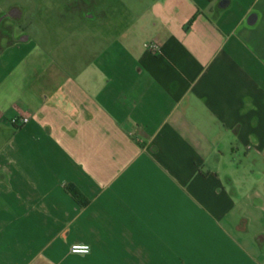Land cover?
I'll return each instance as SVG.
<instances>
[{
  "label": "crops",
  "instance_id": "obj_1",
  "mask_svg": "<svg viewBox=\"0 0 264 264\" xmlns=\"http://www.w3.org/2000/svg\"><path fill=\"white\" fill-rule=\"evenodd\" d=\"M120 8L81 63L0 45V264H264V0Z\"/></svg>",
  "mask_w": 264,
  "mask_h": 264
},
{
  "label": "rangeland",
  "instance_id": "obj_2",
  "mask_svg": "<svg viewBox=\"0 0 264 264\" xmlns=\"http://www.w3.org/2000/svg\"><path fill=\"white\" fill-rule=\"evenodd\" d=\"M83 1L0 0V14L11 6H17L22 11L17 21L5 18L2 24L12 28L13 39L27 35L30 37L31 46L53 50L56 54L54 58L58 62H63L62 60L69 57L81 63L82 59L87 58V55L91 56L101 44L99 35L105 30H110L102 24L103 13L107 17L119 14L122 2L125 8L130 9L127 14L129 21L138 12H144L153 0H118L117 4L111 0H87L86 3ZM127 25L130 30L135 29L138 40L147 32L142 24ZM5 42V39L1 38L0 45Z\"/></svg>",
  "mask_w": 264,
  "mask_h": 264
},
{
  "label": "flooded vegetation",
  "instance_id": "obj_3",
  "mask_svg": "<svg viewBox=\"0 0 264 264\" xmlns=\"http://www.w3.org/2000/svg\"><path fill=\"white\" fill-rule=\"evenodd\" d=\"M86 1L87 0L83 2L86 3ZM19 10L20 9L17 6H11L8 10H6V12H4L3 14H0V40L1 38H4L6 42H11L13 40L12 28L2 23L5 18L10 19L12 21H17L19 16L16 11H19Z\"/></svg>",
  "mask_w": 264,
  "mask_h": 264
},
{
  "label": "built area",
  "instance_id": "obj_4",
  "mask_svg": "<svg viewBox=\"0 0 264 264\" xmlns=\"http://www.w3.org/2000/svg\"><path fill=\"white\" fill-rule=\"evenodd\" d=\"M145 46L150 50H156L158 45L155 41H150L145 44ZM27 116L19 117L18 119L13 118L11 121L12 123H15L17 120H20L22 123H25L27 121ZM89 245H86L84 243H74L71 246H69V252L74 254H86L89 252Z\"/></svg>",
  "mask_w": 264,
  "mask_h": 264
},
{
  "label": "trees",
  "instance_id": "obj_5",
  "mask_svg": "<svg viewBox=\"0 0 264 264\" xmlns=\"http://www.w3.org/2000/svg\"><path fill=\"white\" fill-rule=\"evenodd\" d=\"M66 190L72 196V198L79 204L83 205L85 203V199H82L80 193L74 188L73 185H66Z\"/></svg>",
  "mask_w": 264,
  "mask_h": 264
},
{
  "label": "water",
  "instance_id": "obj_6",
  "mask_svg": "<svg viewBox=\"0 0 264 264\" xmlns=\"http://www.w3.org/2000/svg\"><path fill=\"white\" fill-rule=\"evenodd\" d=\"M18 10V9H17ZM17 12V14H18V16L20 17V14H22V11L21 10H19V11H16ZM255 20V14H251L250 16H249V19L247 20L249 23H252L253 21ZM29 39V37L27 36V35H21L20 37H19V40H21V41H27Z\"/></svg>",
  "mask_w": 264,
  "mask_h": 264
}]
</instances>
